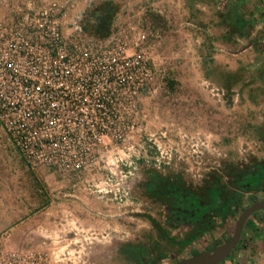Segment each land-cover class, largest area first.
I'll use <instances>...</instances> for the list:
<instances>
[{"label": "rangeland", "instance_id": "1", "mask_svg": "<svg viewBox=\"0 0 264 264\" xmlns=\"http://www.w3.org/2000/svg\"><path fill=\"white\" fill-rule=\"evenodd\" d=\"M50 10L64 39L80 28L92 53L122 50L147 75L121 102L129 129L95 134L65 171L31 169L0 126L1 264H175L229 241L226 216L194 244L165 196L264 166V0H0V24ZM223 264H264V225Z\"/></svg>", "mask_w": 264, "mask_h": 264}, {"label": "built area", "instance_id": "2", "mask_svg": "<svg viewBox=\"0 0 264 264\" xmlns=\"http://www.w3.org/2000/svg\"><path fill=\"white\" fill-rule=\"evenodd\" d=\"M15 16L0 24V126L31 169L65 171L89 159L95 134L129 129L117 122L121 102L137 97L139 72H147L122 50L92 53L80 28L64 39L51 10Z\"/></svg>", "mask_w": 264, "mask_h": 264}, {"label": "flooded vegetation", "instance_id": "3", "mask_svg": "<svg viewBox=\"0 0 264 264\" xmlns=\"http://www.w3.org/2000/svg\"><path fill=\"white\" fill-rule=\"evenodd\" d=\"M228 185L229 188L227 187L226 191L218 187L214 188V186L213 188H206V197H204L203 192L199 193L197 191V194L190 188L186 190L182 186H173L172 191H169L165 196L169 203L165 207L168 215L166 222L170 221L179 230L186 227L187 230L195 231L196 241L194 244L197 241L202 242L204 238L203 228L209 226L212 222L215 224L219 218L228 216V220L234 223L235 228V224L244 210L258 202H264V166H252V168L243 171L242 176L236 179L234 176L230 177ZM243 196L248 198L246 205L241 204ZM258 222L264 223V211H257L248 218L241 237L248 224L253 223L256 225ZM232 235L233 233L231 237ZM219 245L204 248L198 254L210 251Z\"/></svg>", "mask_w": 264, "mask_h": 264}, {"label": "water", "instance_id": "4", "mask_svg": "<svg viewBox=\"0 0 264 264\" xmlns=\"http://www.w3.org/2000/svg\"><path fill=\"white\" fill-rule=\"evenodd\" d=\"M257 211H264V202H258L241 213L229 241L210 251L189 257L175 264H222L237 247L246 221Z\"/></svg>", "mask_w": 264, "mask_h": 264}, {"label": "trees", "instance_id": "5", "mask_svg": "<svg viewBox=\"0 0 264 264\" xmlns=\"http://www.w3.org/2000/svg\"><path fill=\"white\" fill-rule=\"evenodd\" d=\"M256 225H257L258 227H260V226L263 225V223H259V222H258Z\"/></svg>", "mask_w": 264, "mask_h": 264}, {"label": "crops", "instance_id": "6", "mask_svg": "<svg viewBox=\"0 0 264 264\" xmlns=\"http://www.w3.org/2000/svg\"><path fill=\"white\" fill-rule=\"evenodd\" d=\"M263 225H264V223H263ZM235 249H236V248H235ZM233 251H234V250H233ZM226 261H227V260H226ZM226 261H224L223 263H225ZM223 263H222V264H223Z\"/></svg>", "mask_w": 264, "mask_h": 264}]
</instances>
